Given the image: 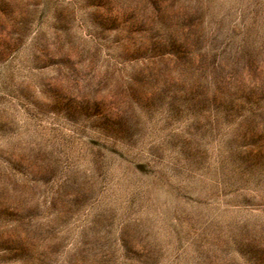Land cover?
I'll return each instance as SVG.
<instances>
[{
  "label": "rangeland",
  "instance_id": "374dc122",
  "mask_svg": "<svg viewBox=\"0 0 264 264\" xmlns=\"http://www.w3.org/2000/svg\"><path fill=\"white\" fill-rule=\"evenodd\" d=\"M0 264H264V0H0Z\"/></svg>",
  "mask_w": 264,
  "mask_h": 264
}]
</instances>
